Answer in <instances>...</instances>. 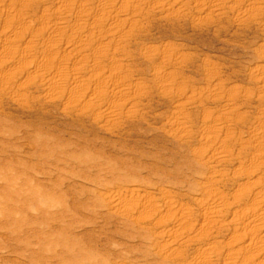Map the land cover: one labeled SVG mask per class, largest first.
I'll return each instance as SVG.
<instances>
[{"label": "rangeland", "instance_id": "374dc122", "mask_svg": "<svg viewBox=\"0 0 264 264\" xmlns=\"http://www.w3.org/2000/svg\"><path fill=\"white\" fill-rule=\"evenodd\" d=\"M0 264H264V0H0Z\"/></svg>", "mask_w": 264, "mask_h": 264}]
</instances>
